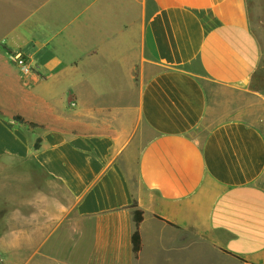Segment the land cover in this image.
Masks as SVG:
<instances>
[{
	"label": "crops",
	"instance_id": "obj_1",
	"mask_svg": "<svg viewBox=\"0 0 264 264\" xmlns=\"http://www.w3.org/2000/svg\"><path fill=\"white\" fill-rule=\"evenodd\" d=\"M240 5L0 0V163L63 188L7 218L0 264H264L263 128L230 119L198 136L205 83L248 91L263 60Z\"/></svg>",
	"mask_w": 264,
	"mask_h": 264
},
{
	"label": "rangeland",
	"instance_id": "obj_2",
	"mask_svg": "<svg viewBox=\"0 0 264 264\" xmlns=\"http://www.w3.org/2000/svg\"><path fill=\"white\" fill-rule=\"evenodd\" d=\"M242 8L233 11L259 38L263 60L253 78L250 90L222 87L206 82L208 115L206 126L199 132L201 138L206 129L218 122L241 119L258 125L264 130V0H242ZM62 186L48 177L33 163L3 161L0 163V233L7 228V218L29 214L31 199L60 198Z\"/></svg>",
	"mask_w": 264,
	"mask_h": 264
},
{
	"label": "trees",
	"instance_id": "obj_3",
	"mask_svg": "<svg viewBox=\"0 0 264 264\" xmlns=\"http://www.w3.org/2000/svg\"><path fill=\"white\" fill-rule=\"evenodd\" d=\"M256 75V73H255ZM254 75V77H255ZM253 77V78H254ZM15 119L19 122H23L24 119L20 116H16ZM37 147H38V144H37ZM136 207V205H134ZM158 219L162 220V221H166L167 223L169 224H172L170 221H168L167 219L161 217V216H157ZM143 218H144V213L142 210L140 209H135L134 211V220H135V223H136V229L133 233V236H132V242H133V250H134V253L136 256L139 255V252L141 251L142 249V239H141V233H140V224L141 222L143 221Z\"/></svg>",
	"mask_w": 264,
	"mask_h": 264
},
{
	"label": "built area",
	"instance_id": "obj_4",
	"mask_svg": "<svg viewBox=\"0 0 264 264\" xmlns=\"http://www.w3.org/2000/svg\"><path fill=\"white\" fill-rule=\"evenodd\" d=\"M8 58L10 62L15 65L23 75H31L35 73V64L21 51L8 52Z\"/></svg>",
	"mask_w": 264,
	"mask_h": 264
}]
</instances>
